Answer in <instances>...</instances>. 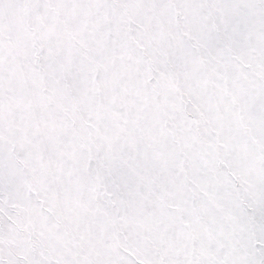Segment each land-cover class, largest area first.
<instances>
[{"label":"snow or ice","instance_id":"6c2138e0","mask_svg":"<svg viewBox=\"0 0 264 264\" xmlns=\"http://www.w3.org/2000/svg\"><path fill=\"white\" fill-rule=\"evenodd\" d=\"M0 264H264V0H0Z\"/></svg>","mask_w":264,"mask_h":264}]
</instances>
